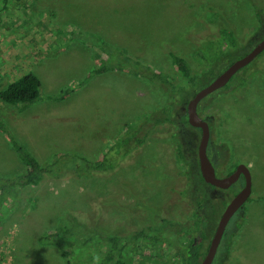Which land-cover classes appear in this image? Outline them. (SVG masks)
I'll return each instance as SVG.
<instances>
[{
  "label": "rangeland",
  "instance_id": "1",
  "mask_svg": "<svg viewBox=\"0 0 264 264\" xmlns=\"http://www.w3.org/2000/svg\"><path fill=\"white\" fill-rule=\"evenodd\" d=\"M259 11L264 14V0H0V88L26 72L40 81L39 98L26 107L0 101L5 128L39 163L62 151L90 160L103 154L116 159L113 169L88 179H48L22 188L15 202L0 203V264H70L73 248L65 249L48 234L61 225L64 210L84 209L93 198L105 203L103 228L116 231L135 221L130 217L163 216L172 221L167 226L181 244L201 241L203 256L222 209L243 180L224 189L202 181L199 131L186 120L172 138H147L136 148L129 140L124 144L125 125L142 123L146 113L153 116L162 92L126 69L95 70L110 58L131 57L181 84L167 48L185 58L195 78L221 58L209 56L205 45H191L204 44L203 37L215 28L222 41L213 45L225 47L221 36H228L225 21H230L241 44L223 50L227 65L237 58L232 54L241 56L264 36ZM245 69L252 72L247 85L215 90L198 104L209 122L207 155L216 176L243 163L250 178V195L228 220L211 264H264V49ZM195 79L199 84L200 77ZM176 99L172 109L186 118V101ZM176 137L183 140L177 158ZM185 157L190 166L182 167ZM23 170L0 132V176ZM201 197L203 217L195 204ZM116 201L129 206L128 217L125 208L113 205ZM136 244L127 264L177 263L165 245Z\"/></svg>",
  "mask_w": 264,
  "mask_h": 264
},
{
  "label": "trees",
  "instance_id": "2",
  "mask_svg": "<svg viewBox=\"0 0 264 264\" xmlns=\"http://www.w3.org/2000/svg\"><path fill=\"white\" fill-rule=\"evenodd\" d=\"M259 13L263 17L259 23L264 25V14L260 11ZM209 22L211 23V21ZM225 23L229 30H227V37H225L226 35L221 36L223 40L224 38L226 39V43L224 44L225 47H222V44L218 48L214 47L215 49L210 48L211 46H207L208 50L210 48L211 51H209V56H213L214 59L217 57V59L221 58L217 66H224L225 54L223 50L238 47L241 44L240 39L234 33V25L230 21H225ZM224 29L225 28H222L220 30L224 31ZM210 32L216 33L218 31L214 28ZM218 39L217 35L203 37L204 41H218ZM165 54L170 58L171 63L174 65L181 78L184 79V86L187 85L186 89H189L188 86L190 87V84L194 83V76L184 57L180 56L171 48H167ZM234 56L238 57V53L231 55V57ZM141 63L142 62L131 57H113L104 61L101 67L97 68L95 72L126 69L130 72L137 73L147 82L156 85L162 94H160L161 97H159V101L157 102V111L155 113L160 111L162 115H156L152 120H149V113H146L142 117V121H152L150 126L155 127V125L160 122L171 120L170 111L173 110L172 108L177 104V97H182V94L183 97L185 96L187 98L191 93L186 95L184 90L182 93L181 84H178L174 78H170L162 72L153 71L150 69L149 65ZM213 69L215 68L210 67L207 69L209 75L205 76V78L215 74ZM39 87L40 81L38 77L32 72H26L0 88V101L10 105L26 107L39 98ZM66 93L67 90L63 92V94ZM185 101L186 100L183 102ZM185 120L186 118L183 117V121ZM135 125L134 123L125 125V129L121 134V137L123 136L121 141H123L124 144H126L128 140L131 141L133 148L143 143L145 137L150 132L142 131L140 137H136L133 132ZM144 126L146 125L142 123L141 127L143 128ZM0 132L7 137L16 154L21 158L24 167V170L19 174L7 177L0 176V203L8 201L15 202L22 188L26 186H37L48 179L56 181L88 179L92 175L113 169L116 163V159L112 158L110 155L107 156L103 154L101 158L90 160L82 155L69 151L58 152L50 161L39 163L23 145L18 143L16 138L5 128L1 121ZM127 151H124V153ZM185 158L187 159V164L190 166L188 158ZM133 198L136 200L138 199L134 195ZM204 201L205 198L201 197L196 199L195 202L200 209V217H203L202 214L204 210H201V208H203ZM117 203L119 202L116 201L113 205L117 206L119 209L125 208L124 213L126 217H128L129 206H122ZM104 207L105 203L102 198H93L84 209H66L61 215V225L54 232L48 234L53 238L55 243L64 246L65 249L73 248L75 257L68 260L70 264H127L130 258L135 257L131 256L127 259L128 251L130 249L133 250L134 248L132 247L136 246V243L140 241L150 246L160 247L165 245L173 249L174 257L177 261L176 264L199 263L202 256L200 251L201 241L188 240L181 244L176 234L167 226L172 224L171 220L163 216H159L154 220H143L142 218L130 217L135 219V221L131 220V223L128 222L125 229L114 231L105 229L100 224L102 222V209ZM196 227L195 233L199 238L204 239L203 230L198 226ZM70 240L77 241L69 244L68 242ZM151 256L152 255L149 257Z\"/></svg>",
  "mask_w": 264,
  "mask_h": 264
},
{
  "label": "water",
  "instance_id": "3",
  "mask_svg": "<svg viewBox=\"0 0 264 264\" xmlns=\"http://www.w3.org/2000/svg\"><path fill=\"white\" fill-rule=\"evenodd\" d=\"M264 49V36L260 38L246 53L230 62L219 74L206 85L200 87L186 102V121L192 127L200 129L196 146L197 165L202 180L217 188H227L234 183L239 175L243 177L242 187L230 198L222 209L206 250L198 264H211L216 253L224 228L230 217L240 208L250 195L249 171L243 163H238L233 171L223 177L214 174L213 166L206 154L209 139L207 122L199 118L196 105L205 95L223 86L235 71L251 62Z\"/></svg>",
  "mask_w": 264,
  "mask_h": 264
},
{
  "label": "flooded vegetation",
  "instance_id": "4",
  "mask_svg": "<svg viewBox=\"0 0 264 264\" xmlns=\"http://www.w3.org/2000/svg\"><path fill=\"white\" fill-rule=\"evenodd\" d=\"M207 34V36H213V35H218V32H216V33H214V32H209V33H206ZM221 41V40H220ZM219 40L217 41H215V40H213V41H205L204 42V44H202V45H194V46H192L191 45V48L192 49H198L200 46H203V45H205V46H208V47H210V48H214L215 47V45H213L214 43H217V42H220ZM208 47H207V49H208ZM210 48H209V51H210ZM215 49V48H214ZM211 52V51H210ZM185 59V58H184ZM250 63V62H249ZM248 63V64H249ZM229 64V63H228ZM227 64V65H228ZM227 65H222V66H216V67H214L215 69H213L214 71H215V74L213 75V76H211V77H208V78H205V76H208L209 74H208V70L206 69L205 71H201V72H199V74L196 76V77H200V80H199V84H197V81H196V77L193 79V81H194V83H191L190 84V87H192L191 89H186V87H187V85L186 86H184V83H185V81H184V79L183 78H181V86H182V93H183V90L186 92V95L188 94H190L191 93V95L190 96H187V98L184 96L183 97V95L181 94V96L183 97V101L184 100H186V102L188 101V99L189 98H191L193 95H194V93L200 88V87H202V86H204V85H206L210 80H212L217 74H219ZM246 66H247V64L246 65H244L243 67H241V68H239L237 71H235V73H233L232 75H231V77L227 80V82L223 85V86H221L220 88H218V89H216V90H219V89H221V88H225L226 86V89H229L232 85L235 87V88H240V87H242V86H244V85H247L246 84V82H247V80H248V78L249 79H251V77H252V72H251V69H245L246 68ZM192 72V71H191ZM194 76V75H193ZM204 81V82H203ZM197 84V85H196ZM200 85V86H199ZM197 86H199L198 88H196ZM184 87V88H183ZM213 92V91H212ZM214 93H215V90H214ZM210 94V93H209ZM208 95V94H207ZM207 95H205L203 98H205ZM203 98L201 99V100H199V102L200 101H202L203 100ZM186 102H185V107H186ZM199 102L197 103V105H196V113H197V115L199 116V118H201L202 120H204V121H206L203 117H201L200 116V114H199V111H198V104H199ZM185 115H186V108H185ZM151 115H153V116H151L150 118H149V120H151V119H154L155 117H156V115H158V116H161L162 115V113L159 111V112H157V113H150ZM170 119L171 120H169V121H163V122H160V123H158L157 125H155V127H151L150 126V123L152 122V121H143L142 123H144L146 126H144L143 128L141 127V124L142 123H140V122H137L136 123V125H135V127H134V129H133V132H134V135L136 136V137H140V133L142 132V131H150L149 132V134L145 137V139H144V141L148 138V139H151L153 142H155V141H163V140H165L168 136H170V138H172L171 136H172V134H174V133H176L177 132V130L179 129V126L181 125V124H183V113H180V112H176V111H174V110H171L170 111ZM207 122V121H206ZM207 125H208V130H209V122H207ZM192 127V126H191ZM193 128H195V129H197L198 131H199V134H200V129L199 128H197V127H193ZM164 130V133H162V132H160V131H158V130ZM172 129V130H171ZM169 130H171V131H169ZM177 139H178V141H179V143H178V146L176 145L175 146V148H176V158H177V155L179 154V152H178V147L179 146H181L182 145V142H183V140H182V138L181 137H176ZM208 142H209V139H208ZM144 143V142H143ZM207 145H208V143H207ZM181 147H183V146H181ZM206 154H207V146H206ZM208 156V155H207ZM209 159V158H208ZM212 164V163H211ZM189 166L187 163H183V161H182V167L184 166ZM198 166V165H197ZM213 166V165H212ZM234 168H235V166H234ZM233 168V169H234ZM213 169H214V174H215V176L217 175V172H216V168L213 166ZM233 169L232 170H230V171H228L226 174H222V175H220V176H217V177H223V176H226V175H228L231 171H233ZM197 171H198V173H199V170H198V167H197ZM183 173V172H182ZM183 175V174H182ZM199 175H200V173H199ZM183 177V176H182ZM201 177V176H200ZM238 178H241L242 180H243V177L241 176V175H239V177ZM237 178V179H238ZM183 179V178H182ZM202 179V178H201ZM203 181V180H202ZM204 182V181H203ZM205 183V182H204ZM233 184V183H232ZM214 188V187H213ZM216 188H214V190H215ZM215 256V255H214ZM214 258V257H213Z\"/></svg>",
  "mask_w": 264,
  "mask_h": 264
}]
</instances>
